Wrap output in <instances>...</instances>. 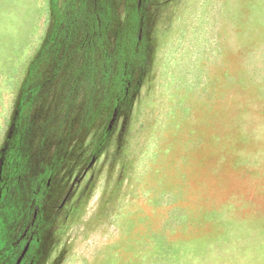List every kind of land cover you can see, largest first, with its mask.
Instances as JSON below:
<instances>
[{
  "label": "rangeland",
  "instance_id": "rangeland-1",
  "mask_svg": "<svg viewBox=\"0 0 264 264\" xmlns=\"http://www.w3.org/2000/svg\"><path fill=\"white\" fill-rule=\"evenodd\" d=\"M150 3L144 79L57 151L37 231L23 203L56 151L21 152L0 264H264V0ZM51 15L50 0H0V149Z\"/></svg>",
  "mask_w": 264,
  "mask_h": 264
},
{
  "label": "trees",
  "instance_id": "trees-1",
  "mask_svg": "<svg viewBox=\"0 0 264 264\" xmlns=\"http://www.w3.org/2000/svg\"><path fill=\"white\" fill-rule=\"evenodd\" d=\"M150 7V0H50L52 26L28 65L0 149L1 201L20 190L22 151H56L48 154L53 182L54 165L68 157L57 151H72L73 137L132 102L153 52ZM99 153L87 156L88 166ZM31 194L23 203L29 225L43 204Z\"/></svg>",
  "mask_w": 264,
  "mask_h": 264
},
{
  "label": "flooded vegetation",
  "instance_id": "flooded-vegetation-1",
  "mask_svg": "<svg viewBox=\"0 0 264 264\" xmlns=\"http://www.w3.org/2000/svg\"><path fill=\"white\" fill-rule=\"evenodd\" d=\"M40 180L41 181H38V184H40V183H43V187H42V190H38V192L37 193H35V199H33V200H40L39 202H41L42 200H43V204H42V206H39V204L37 205L38 207H37V210H36V212L34 213V215H33V220L31 221L32 223H31V225L30 226H33L34 227V229H36V231H37V229L39 228V221H40V217H41V213H42V210L45 208V200H46V191H47V189L49 188V183L52 181V179L51 178H47L46 180L43 178V179H41L40 178ZM36 235V234H35ZM36 240V236H34V235H32V238H31V241L34 243V241Z\"/></svg>",
  "mask_w": 264,
  "mask_h": 264
}]
</instances>
